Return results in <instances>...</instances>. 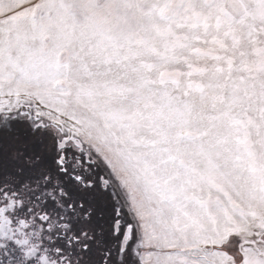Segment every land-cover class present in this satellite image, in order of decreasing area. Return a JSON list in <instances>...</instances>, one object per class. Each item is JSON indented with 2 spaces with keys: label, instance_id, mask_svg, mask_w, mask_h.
Returning a JSON list of instances; mask_svg holds the SVG:
<instances>
[{
  "label": "snow or ice",
  "instance_id": "obj_1",
  "mask_svg": "<svg viewBox=\"0 0 264 264\" xmlns=\"http://www.w3.org/2000/svg\"><path fill=\"white\" fill-rule=\"evenodd\" d=\"M0 264H264V0H0Z\"/></svg>",
  "mask_w": 264,
  "mask_h": 264
}]
</instances>
